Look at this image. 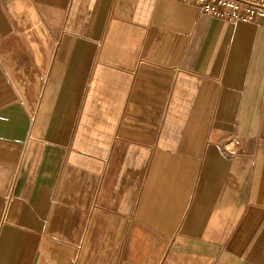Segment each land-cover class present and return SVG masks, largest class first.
I'll return each mask as SVG.
<instances>
[{"label": "crops", "instance_id": "1", "mask_svg": "<svg viewBox=\"0 0 264 264\" xmlns=\"http://www.w3.org/2000/svg\"><path fill=\"white\" fill-rule=\"evenodd\" d=\"M0 264H264V27L0 0Z\"/></svg>", "mask_w": 264, "mask_h": 264}, {"label": "built area", "instance_id": "2", "mask_svg": "<svg viewBox=\"0 0 264 264\" xmlns=\"http://www.w3.org/2000/svg\"><path fill=\"white\" fill-rule=\"evenodd\" d=\"M227 22H253L264 27V0H175Z\"/></svg>", "mask_w": 264, "mask_h": 264}]
</instances>
